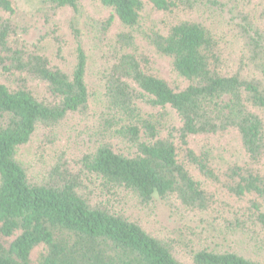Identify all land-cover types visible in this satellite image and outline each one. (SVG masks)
Listing matches in <instances>:
<instances>
[{"label":"trees","instance_id":"1","mask_svg":"<svg viewBox=\"0 0 264 264\" xmlns=\"http://www.w3.org/2000/svg\"><path fill=\"white\" fill-rule=\"evenodd\" d=\"M36 1L46 28L29 42L14 0H0V264H264L261 26L248 15L229 21L239 43L230 64L228 43L200 17L216 0H94L109 11L87 15L89 36L80 0ZM65 8L76 41L71 72L57 21ZM144 9L165 15L166 26L143 31ZM160 57L182 82L157 73ZM90 60L97 94L86 82ZM230 130L244 161L219 168L204 146ZM37 134L51 144L85 137L86 149L70 159L60 152L51 165L26 164L19 150ZM113 139L134 150L117 152ZM191 139L206 142L196 151ZM120 189L142 205L157 195L218 234L258 238L263 255L200 248L182 257L173 240L116 207L111 197Z\"/></svg>","mask_w":264,"mask_h":264},{"label":"rangeland","instance_id":"2","mask_svg":"<svg viewBox=\"0 0 264 264\" xmlns=\"http://www.w3.org/2000/svg\"><path fill=\"white\" fill-rule=\"evenodd\" d=\"M220 5H211L207 14L201 15L206 25L228 43V51L232 57L229 63L232 64L235 57L238 55L239 43L237 39H232V26L227 25L229 21L241 22L242 15H248V19L260 25L264 30V0H216ZM83 6L82 21L86 22L85 31L87 36L93 35L92 21L87 17L90 15L95 19L102 18L107 15L108 9L94 0H80ZM16 8V19L20 24L28 27V32L23 35L24 39L29 42H35L43 34L46 26L41 15L37 11L36 0H14ZM69 8H65L59 12L57 21L60 24L61 36L64 39L63 52L66 58L63 66L67 72H71L75 64V48L76 41L73 38L69 28L67 27V17L71 14ZM168 22L167 17L161 14L152 13L149 9H144L141 12L140 26L143 31L151 29L157 30L165 27ZM117 29L119 25H116ZM115 27L112 30L115 31ZM145 43V42H144ZM87 55L92 57V46L90 43L84 44ZM56 57V53L52 54ZM60 63V60H56ZM89 70L86 75V82L89 89L97 94L101 91V85L96 82L92 76L93 68L90 60ZM71 67V68H70ZM157 73L170 81H181L171 69L170 59L160 57L157 64ZM0 82H5L4 77L0 73ZM33 85L38 88H43L42 82L32 81ZM95 97V95H94ZM91 98V101L94 100ZM144 108L151 109L148 105L142 103ZM50 138L42 137L40 134L35 135L31 141L22 146L19 150V157L26 164L36 165L39 167L51 165L60 152H65L67 157L77 154L79 149H86V138L82 137L74 141V136L68 138L67 135L51 144L48 143ZM206 141L190 140V145L194 150L198 151ZM112 144L114 149L119 153L128 154L134 150L129 147V144L122 139H113ZM209 150L212 163L219 168H225L227 164L242 163L245 154L241 147L239 137L232 130L216 135L214 139L204 146ZM38 167V168H39ZM200 179H203L200 176ZM209 189H214L213 184L208 185ZM114 200L116 207L127 213L131 218L139 221L142 226L150 233L159 236L163 239L173 240L178 252L184 257L188 251L206 248L213 250L236 251L253 258H261L262 251L258 247V238H253L250 235H245L241 232L233 233L224 236L218 234L213 228L200 222L198 219L181 218L174 214L167 203L159 196L155 195L148 205L139 203L134 194L124 189L115 192L111 197ZM243 204H239L242 206Z\"/></svg>","mask_w":264,"mask_h":264}]
</instances>
